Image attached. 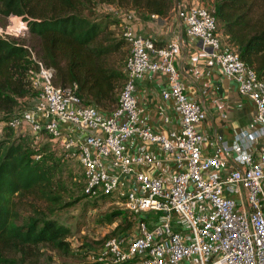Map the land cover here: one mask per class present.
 Returning <instances> with one entry per match:
<instances>
[{"label":"built area","instance_id":"2783aa9c","mask_svg":"<svg viewBox=\"0 0 264 264\" xmlns=\"http://www.w3.org/2000/svg\"><path fill=\"white\" fill-rule=\"evenodd\" d=\"M175 10L186 36L209 48L222 74L253 103L252 129L234 133L232 141L203 130V105L187 95L175 65L179 41L157 45L135 30L132 13L117 25L129 54L114 109L83 104L76 84L56 85L54 69L28 47L37 66L30 77L35 104L15 111L7 125L23 134L28 125L33 140L46 135L64 157L80 164L86 197L114 198L135 214L130 234L104 242L99 259L105 264H264V82L217 32L212 11L194 2L178 3ZM8 16L1 37L29 32L25 19ZM148 72L166 80L158 121L169 122V102L177 128L146 125L137 88ZM134 140L141 145L130 153Z\"/></svg>","mask_w":264,"mask_h":264},{"label":"trees","instance_id":"16d2710c","mask_svg":"<svg viewBox=\"0 0 264 264\" xmlns=\"http://www.w3.org/2000/svg\"><path fill=\"white\" fill-rule=\"evenodd\" d=\"M208 1L206 8L216 18L217 32L264 82V0ZM100 5L134 11L140 19L165 18L175 0H0V14L25 18L29 33L39 40L40 58L54 69L56 85L76 84L83 104L109 112L117 105L126 77L127 57L122 62L113 55L128 44L111 29L119 18L94 17ZM36 70L27 45L0 36V114L4 120L18 111L21 101L35 97L30 77ZM4 128L0 137V264H36L42 247L68 249L69 229L50 214L69 192L59 177V159L47 149H35L21 131ZM75 186L86 197L82 182ZM22 213H27L25 220ZM119 217L122 220L109 237L132 232L135 214L128 219L114 210L107 221Z\"/></svg>","mask_w":264,"mask_h":264},{"label":"crops","instance_id":"0c3cea01","mask_svg":"<svg viewBox=\"0 0 264 264\" xmlns=\"http://www.w3.org/2000/svg\"><path fill=\"white\" fill-rule=\"evenodd\" d=\"M189 2L191 0H175L174 8L165 18L151 16L140 19L134 11H130L132 22L138 33L154 38L157 45H164L172 39L179 41L181 50L175 58V65L186 84L187 95L203 105L206 112L203 130L212 136L222 133L232 141L234 133L254 127L255 108L250 100L238 92L237 82L222 74L219 65L209 54L210 49H203L198 40L186 36L184 24L177 17L175 8L178 3ZM165 86V76L158 73L148 72L138 82L139 104L144 109L146 125L153 130L168 131L178 127L177 116L169 102L165 108L169 122L163 124L157 118V107L162 104L160 90ZM30 100L35 104V98L31 97ZM140 145V141L134 140L130 153L136 152ZM205 153L208 154L209 149Z\"/></svg>","mask_w":264,"mask_h":264},{"label":"rangeland","instance_id":"374dc122","mask_svg":"<svg viewBox=\"0 0 264 264\" xmlns=\"http://www.w3.org/2000/svg\"><path fill=\"white\" fill-rule=\"evenodd\" d=\"M191 2L204 7L209 6L208 0H191ZM94 11V17L100 18L104 14H109L119 19L132 12L125 8L117 9L111 5H100ZM12 16H16L15 18L17 19H25L23 16ZM24 16L26 17V15ZM8 21L9 16L5 17L0 14V27L6 26ZM111 29L115 37L122 38L117 26L112 25ZM10 38L17 39L19 42L30 47L37 55H40L39 40L29 32L19 36L12 35ZM128 54L129 48L126 45L115 53L113 58L114 60L123 62ZM30 99L31 97L21 101L16 110L27 111L31 109L34 102ZM2 119L4 120V115L0 114V137L4 135V127L7 125V121H1ZM24 127L26 130L25 134L32 140L35 149H47V152L52 153L55 159H59L61 163L59 166V177L61 183L69 192L64 194L61 203L56 204L53 212L50 214L52 218L69 229V234L66 238L69 244L68 249L55 250L50 247H42L41 251L43 255L39 260L35 261L36 264H105L104 261L99 259V252L106 239L111 235V231L122 220L119 217L114 222L108 223V216L114 210H119L122 215L128 219H132L131 211L111 197L107 199H94L81 196V191L75 186V184L82 182V169L78 161L64 157L61 151L50 142L46 135L42 134L37 140H33V133L30 127L28 125ZM13 129L18 131V127ZM26 214L22 213L23 220H25ZM131 228L133 229V225Z\"/></svg>","mask_w":264,"mask_h":264}]
</instances>
